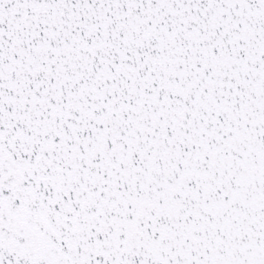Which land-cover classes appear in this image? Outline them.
I'll use <instances>...</instances> for the list:
<instances>
[{"label": "snow or ice", "instance_id": "snow-or-ice-1", "mask_svg": "<svg viewBox=\"0 0 264 264\" xmlns=\"http://www.w3.org/2000/svg\"><path fill=\"white\" fill-rule=\"evenodd\" d=\"M0 264H264V0H0Z\"/></svg>", "mask_w": 264, "mask_h": 264}]
</instances>
